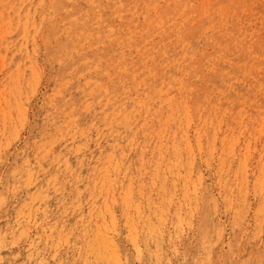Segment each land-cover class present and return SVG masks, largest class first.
<instances>
[{
    "label": "rangeland",
    "instance_id": "374dc122",
    "mask_svg": "<svg viewBox=\"0 0 264 264\" xmlns=\"http://www.w3.org/2000/svg\"><path fill=\"white\" fill-rule=\"evenodd\" d=\"M98 1L68 0L56 25L81 20L86 33H59L49 56L44 28L26 52L27 0H0V264H264V0H220L187 42L174 39L186 22L179 0ZM49 4L33 20L48 23ZM188 42L192 86L164 87L148 110L160 87L143 93L138 82L164 73L186 82ZM59 56L73 60L61 78L50 61ZM127 99L138 103L132 130L120 126ZM155 155L164 183L138 190L136 173L146 167L152 181ZM50 163L61 186L32 183L25 168Z\"/></svg>",
    "mask_w": 264,
    "mask_h": 264
},
{
    "label": "bare ground",
    "instance_id": "6f19581e",
    "mask_svg": "<svg viewBox=\"0 0 264 264\" xmlns=\"http://www.w3.org/2000/svg\"><path fill=\"white\" fill-rule=\"evenodd\" d=\"M75 1L76 2H80V3H86V4L87 3H93V5L100 4V2L98 0H75ZM219 1L220 0H202V8H200L199 10L195 11L194 8H193L192 0H179V8H178L179 11H180L179 18H184L186 22L183 25H181L179 31L177 33H175L174 39L177 42H181V41L187 42L189 40V31L193 30L194 21L195 20L202 21L204 19V15H206V12L209 9H211L213 7H216L219 4ZM45 2H46V0H27V2H26V4H28L29 8L32 10V14H30L29 16L26 17V22L28 24V27H26V30H25V32H27V34H26V38H27L26 52H30V53L35 52L36 46H35V44L33 42V38H34L33 37V33L36 32L39 28L40 29L44 28V29H46V32H47L46 38L44 39V45H45L46 52L50 51V42H51V40L53 38H57L59 33H62V32L70 33L72 31H76V30H80L83 33H86L85 31L82 30V23L80 22L81 20L80 21H75L74 23H68V24H65V25H61V26L56 25V20H57V18L59 16H61V13L65 10V4L68 2V0H50L49 7H50V10H51V13H50V19L47 21L48 23L42 24V23H39L38 21L33 20L32 16H35V14L39 13V11L41 9V7H39V6L44 4ZM126 5H127V3H126ZM79 9H80V7H79ZM220 11H221L222 15H224V8L223 7L220 8ZM68 12L69 11H66V13H68ZM148 12H149V10H148ZM67 39L69 40V45L71 44L70 45L71 48L75 47L77 45V43L81 41V39H78L76 41L74 40V38H67ZM160 43H161L162 47H165L167 45L166 39H162ZM135 47H136L135 45L130 46L131 53L134 51ZM152 47H153V45H148L146 47V50L150 51L152 49ZM56 49L58 51L66 50L65 48L59 47V46ZM194 52H195L194 47L191 45V43H189L188 47H187V50H186L187 57L184 58L186 69H187V73L189 75V78H188V80L186 82H185V80H181L180 78H175V77H169L168 79L170 80V82H167L166 80H162V78L167 77L168 73L162 74V75H164L163 77H159V76H156V75H153V74H147L146 77L143 80L138 82L141 85V88H142L141 91L143 93L149 90V85L153 84V85H158L160 87L156 91H149L148 92V95H147V98H146V105H145L146 107H148V110L155 109L153 107L155 106L156 102L162 99V95L164 94V91H163L164 87L165 88H167L168 86H172L173 87L174 85H176L178 87L192 86V83L194 82V77L197 74V68H196V66L194 64ZM48 55L50 56L51 52H49ZM156 58H157V56L154 57V59H156ZM50 61L53 62L55 65H57V73H56V77L57 78H61L63 76L64 72L66 70L70 69V67H71V65L73 63L72 59H70L68 57H64V56H59V57H57L55 59L53 58ZM128 61H129V63L124 65V67L126 69H130L131 68V61L130 60H128ZM178 70H180V69H178ZM182 70L185 71L184 65H183ZM136 91L131 94L130 99H132V98H134L136 96V94H137ZM108 95H112V92H109ZM106 97H107L108 101H111L108 98V96H106ZM74 98H75V96H74ZM173 98H175V97H173ZM56 99H61L60 95H56L54 100H56ZM70 99H73V97L71 96ZM167 100L170 101V103H174L175 104V102L173 101V99L170 96L168 97ZM56 105H57V108H61L63 104H61V102L57 101ZM136 105H138V103L136 101L131 102L128 99L125 100L124 102L123 101H119V106H121V107H119V110H121V113L124 114L123 115L124 118L121 120V125H120L121 128H127L128 130L135 129L134 127H131L132 120L130 118V113H131L133 107L136 106ZM178 105H179V107L185 108L187 106V103L183 99L182 101H180L178 103ZM17 106H18V104H17ZM113 106L114 105L110 104V103L106 104L104 106V110L106 112H110L112 110ZM18 108H19V106H18ZM57 110L60 111L59 109H57ZM160 110H161V108H160ZM55 120L57 121L58 119L55 118ZM51 121H52V119H51V116H50L48 118L47 122L50 123ZM57 125L58 126H56V127H61L58 123H57ZM136 130L139 131L140 133H143L142 129L136 128ZM90 132H92V131H90ZM155 151H157V150H155ZM39 153H40V151L38 152L37 156L40 155ZM59 155H60L59 157H61V154H59ZM39 157L40 158H44V159H46L48 161L52 160V156L50 154H41ZM158 157H159L158 155H155L153 157L152 161H151V166L153 168V171L151 172V175H152L151 180L152 181H144L145 177L142 178V176L146 172L147 168L146 167L139 168L137 173H136V181H135L136 185H135V188H137L138 190H147V191H149L152 188V186L155 185L156 182L161 183V185L164 183V182H162L164 177L160 173L159 165L157 163ZM0 159H1V156H0ZM246 166H247V164H246ZM188 168H190V167L188 166ZM108 169L111 170L110 171V173H111L112 170L114 169V167H112L110 165ZM25 171L28 174V176H30V180H31L32 183L36 182V181H38V182H40V181L41 182L51 181L53 186H55V187L61 186V184H62L60 182V178L58 177L57 171L53 168V163H50L49 166L46 169H44V170H42L39 167L33 168L32 166H27L25 168ZM102 173L103 172L99 173L95 177L96 178V182L99 183V186L103 187L104 191L107 190V189L109 190L112 187L113 179L110 177V173L105 174V177H104V175H102ZM128 179H129V173H127L125 175L124 180L122 179V181L119 183V186L120 185H125V183L128 181ZM98 183L95 184L93 187L90 184L89 187H91L93 189H98ZM30 187H32V185ZM135 188H132V190L135 189ZM168 189L166 187L163 190L167 191ZM85 190L87 191V189H83L82 191H85Z\"/></svg>",
    "mask_w": 264,
    "mask_h": 264
}]
</instances>
